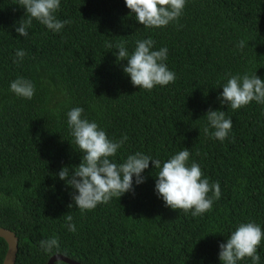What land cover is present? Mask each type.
Masks as SVG:
<instances>
[{"label": "trees", "instance_id": "trees-1", "mask_svg": "<svg viewBox=\"0 0 264 264\" xmlns=\"http://www.w3.org/2000/svg\"><path fill=\"white\" fill-rule=\"evenodd\" d=\"M16 2L0 0V227L18 237L15 264H47L55 254L80 264H222L219 244L239 224L264 231V104L232 110L217 99L229 75L256 72L264 80V0H186L178 21L152 29L125 0H60L55 15L71 23L54 33L33 19L27 37L15 31L27 19ZM148 38L153 50L168 49L165 63L176 76L151 91L133 86L127 60L115 55L118 44L131 54ZM18 49L26 53L19 64ZM17 77L34 84L31 99L10 91ZM74 107L110 139L127 135L113 162L137 152L165 162L188 148L189 166L198 163L202 178L219 183L220 198L197 217L165 207L149 161L144 182L133 177V192L81 212L75 190L58 177L81 162L67 125ZM209 108L232 120L224 141L204 132ZM53 237L59 248L45 252L40 241ZM7 249L0 237V264ZM257 252L264 264V239Z\"/></svg>", "mask_w": 264, "mask_h": 264}, {"label": "clouds", "instance_id": "clouds-1", "mask_svg": "<svg viewBox=\"0 0 264 264\" xmlns=\"http://www.w3.org/2000/svg\"><path fill=\"white\" fill-rule=\"evenodd\" d=\"M16 4L25 9L27 16L15 28L19 36H28L33 19L54 33L71 23L70 20H60L55 15L60 8V0H17ZM125 4L136 21L145 28L152 29L163 28L178 21L186 0H125ZM154 43L151 38L137 40L131 54L123 43L116 46L117 60H127L123 71L130 76L132 85L147 91L158 85L174 83L176 79L175 73L165 63L168 49L162 47L153 50ZM243 46L244 41H241L239 47ZM108 47L111 48L112 45ZM25 55L24 50L18 49L13 63L19 64ZM219 87L223 91L217 99L221 105L230 106L232 110L241 109L253 101L264 104V80L256 72L229 75L226 83ZM10 91L17 97L31 99L35 86L30 80L17 77L10 83ZM83 112L82 107H74L67 112V125L74 143L82 153L81 162L71 173L67 166L58 173L59 179L75 190L71 193L72 201L81 212L93 210L98 204H107L113 197L120 198L125 193L133 192V177L135 184L143 183L145 177L142 173L149 167V161L158 170L154 190L165 207L191 212L193 217L203 216L211 211L214 200L221 196L219 183H210L207 178H202L203 173L198 163L192 162L189 166L188 148L172 155L165 162L137 152L128 155L123 163L117 164L111 158L116 156L118 149L127 140V135L118 141L110 139L95 121L82 118ZM205 115L208 125L204 132L219 141L227 139L232 130V120L226 118L225 112L209 108ZM209 128L214 131L209 132ZM209 193L212 195L209 196ZM68 207H73V204L70 203ZM65 220L68 231L75 233L77 229L72 223L73 217L67 215ZM262 239L264 231L259 224L241 223L227 237L226 242L219 244V260L222 264H238L239 261L250 258L252 264H259L257 249ZM40 247L45 252H51L53 248H59L58 238L41 240Z\"/></svg>", "mask_w": 264, "mask_h": 264}, {"label": "water", "instance_id": "water-1", "mask_svg": "<svg viewBox=\"0 0 264 264\" xmlns=\"http://www.w3.org/2000/svg\"><path fill=\"white\" fill-rule=\"evenodd\" d=\"M0 237L4 238L7 242L8 249L3 260V264H15L18 253L19 240L16 234L10 229L0 227ZM57 261H63L67 264H80L78 261L71 259L63 254L53 255L47 264H54Z\"/></svg>", "mask_w": 264, "mask_h": 264}]
</instances>
